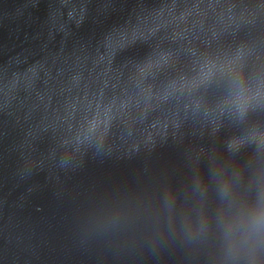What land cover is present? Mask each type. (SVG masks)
Instances as JSON below:
<instances>
[{"label": "water", "instance_id": "water-1", "mask_svg": "<svg viewBox=\"0 0 264 264\" xmlns=\"http://www.w3.org/2000/svg\"><path fill=\"white\" fill-rule=\"evenodd\" d=\"M172 0H0V264H192Z\"/></svg>", "mask_w": 264, "mask_h": 264}]
</instances>
